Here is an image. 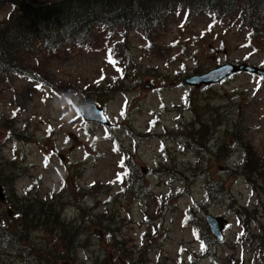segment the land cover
<instances>
[{
    "label": "rangeland",
    "instance_id": "1",
    "mask_svg": "<svg viewBox=\"0 0 264 264\" xmlns=\"http://www.w3.org/2000/svg\"><path fill=\"white\" fill-rule=\"evenodd\" d=\"M10 10L0 8V28ZM185 15H167V29L152 32L153 42L143 32L131 34L126 43L113 36L114 50L120 52L114 56L117 68L107 57L112 39L52 62L51 78L71 81L78 95L86 86L102 85L103 92L92 91L89 98L106 110L110 127L87 125L68 100L84 102L71 89L53 94L13 76L7 88L0 86V183L8 195V202H0V264H126L118 257L123 250L130 256L143 252L151 264H193L191 253L197 264H264V176L249 178L250 172L243 171L247 154L235 140L251 143L264 167V79L242 71L217 84H185L189 77L228 63L261 67L264 48L249 47L256 41L248 31L221 22L211 26L210 15L187 21ZM127 46L133 60L122 58L129 57ZM157 47H168L169 55L158 54ZM123 67L128 77L109 92L107 82ZM197 119L208 123L192 125ZM7 128L16 135L11 137ZM198 135L201 143L186 141ZM223 142L225 161H210V152ZM127 165L134 166L135 187ZM209 180L225 183L216 201L208 199ZM226 193H232L233 201L220 202ZM29 194L32 200L39 197L35 204L57 200L52 210L59 225L53 219L46 223L44 216L24 222L21 206L28 201H21ZM161 197L172 206L157 214ZM45 211L48 207L42 215ZM104 214L101 223L110 224L109 229L96 226ZM207 214L229 223L224 240H216L213 248L215 261L202 258L196 242V235L208 228ZM60 225L74 234L63 241ZM9 236L16 242H7ZM23 250L30 257L24 258ZM68 255L71 260L64 259Z\"/></svg>",
    "mask_w": 264,
    "mask_h": 264
},
{
    "label": "trees",
    "instance_id": "2",
    "mask_svg": "<svg viewBox=\"0 0 264 264\" xmlns=\"http://www.w3.org/2000/svg\"><path fill=\"white\" fill-rule=\"evenodd\" d=\"M3 5L10 6L11 10L1 24L3 27L0 28L1 90L8 87L9 79L13 76L27 79L29 82L39 85L38 88H41V86L43 88L48 87L53 94L61 95L62 91L65 92L71 89L70 91H74L78 95V91L71 88V81L55 82L51 78L49 69L56 58L75 49H98L102 46V42L109 43L108 39H112L113 42L111 47L108 48L107 57L110 63L117 68L120 66L118 65L119 58L114 56L120 52L114 50V47L118 44L114 41L113 36L123 37L126 43L127 37L131 34L143 32L146 34V38L153 42L152 32L159 34L161 31H165L168 26L166 16L176 12L188 13V19L200 14L211 15L215 21H219L224 25L232 26V28H237L240 31H248L252 40L256 41V43L250 44V48L259 51L257 44L264 48V0H0V8ZM129 48L130 46H127L129 57H122L125 61L127 58L133 60ZM167 48L157 47L158 54L162 56L169 55V48ZM136 67L135 65L134 70H136ZM119 71L116 70V77L107 82L106 90L109 92H113L114 89L117 90L118 84L124 82L128 77L124 67ZM203 73H198V75ZM136 77L137 75L135 79ZM9 89H11L10 86L7 90ZM102 90V85L86 86V89L81 91L82 95H78L80 96L78 98L84 102L77 103V101L68 100L77 109L80 104L97 102V100H91L89 94L90 92L101 93ZM197 122L203 126L206 125L207 120L203 122L197 119L192 125ZM7 130L11 132V137L16 135L13 130L8 128ZM235 130H237V126ZM198 137L197 140L186 139V141L201 143L203 139L200 135ZM235 140L237 146L242 145L245 147L247 154L243 163V171L250 172L249 178L255 175L263 177L264 167H260L259 158L255 155L251 143L248 144L249 142H245L244 139ZM224 148V142L219 144L217 152H210L212 157L209 160L217 163L218 161H225L220 154ZM121 165H123V162H121ZM126 168L131 172L132 186L135 187L138 185V178L135 177L137 175L134 166L127 165ZM225 187L224 182L221 185L218 181L209 180L207 184L208 199L211 200V197H213L216 201L215 195L220 196V190L224 191ZM227 197L233 201L232 193L231 195L226 193L223 198H218L220 202H224ZM32 198L33 195L29 194L28 199L21 201L22 203L28 201L27 205L21 206V210L25 212V217L23 218L19 214L24 222L31 216H44L47 218L46 223L53 219L59 225V215L52 210V207H55L54 202L57 200L53 198L50 204H35L33 202H40L39 197L36 195L33 200ZM171 206L170 199L161 197L158 200L157 214H160V211H169ZM45 207H48V211H45V215H42ZM34 209L37 210L34 211ZM106 218L107 214L101 216L96 226L111 228L110 224L101 223ZM155 222L156 219L152 221V223ZM32 223L25 224L30 226ZM242 226L246 228L248 224L243 223ZM62 227L64 241L66 236L74 233L72 228ZM248 232L247 230L246 233ZM239 239L243 240L242 237ZM196 241L202 243L200 256L202 258L212 256L211 260L215 261L216 255H213V248L218 245V242L207 227L196 235ZM67 247L73 249L72 245ZM27 255L30 257V253H25L23 250L22 256L27 258ZM118 257L126 264H151V261L146 258L143 252H137L130 256L127 250H123V252L118 253ZM190 257L193 264H197V257L192 253ZM142 258H144V261ZM202 258H198V260ZM64 259L71 260L72 256H65ZM29 261L34 262L32 259ZM240 263L239 261H233V264ZM95 264H100V262L97 261ZM102 264L109 263L103 262Z\"/></svg>",
    "mask_w": 264,
    "mask_h": 264
},
{
    "label": "water",
    "instance_id": "3",
    "mask_svg": "<svg viewBox=\"0 0 264 264\" xmlns=\"http://www.w3.org/2000/svg\"><path fill=\"white\" fill-rule=\"evenodd\" d=\"M242 71L258 75L262 79H264V66L263 68H260L248 65L246 63L242 65L226 64L223 66H218L217 68L206 74L192 76L185 80V84L191 86L195 85L197 87H200L202 85L204 86L217 84L233 77L235 74H238ZM80 110L83 117L90 122H96L105 126H110L111 124L105 114V110L103 108H99L96 104L88 103L81 105ZM5 199L6 196L4 193V188L0 184V200L5 201ZM205 220L207 225L209 226L211 233L217 238L218 241H223V231L225 229L226 224L228 223V220L220 216L214 217L210 214L206 215Z\"/></svg>",
    "mask_w": 264,
    "mask_h": 264
},
{
    "label": "bare ground",
    "instance_id": "4",
    "mask_svg": "<svg viewBox=\"0 0 264 264\" xmlns=\"http://www.w3.org/2000/svg\"><path fill=\"white\" fill-rule=\"evenodd\" d=\"M228 64H231V63H228ZM232 65H235V64H232ZM206 116H208V115H206ZM209 120V119H208ZM211 122H213V123H215V125L214 126H221V124L220 123H218V122H216V121H214V120H211ZM207 123H208V121H207ZM218 123V124H217ZM216 128V127H215ZM240 208H241V206H240ZM14 239H12V236H9V238L7 239V242H10V243H14V242H16L15 240L13 241Z\"/></svg>",
    "mask_w": 264,
    "mask_h": 264
},
{
    "label": "snow or ice",
    "instance_id": "5",
    "mask_svg": "<svg viewBox=\"0 0 264 264\" xmlns=\"http://www.w3.org/2000/svg\"><path fill=\"white\" fill-rule=\"evenodd\" d=\"M38 87H39V85H38ZM106 118V117H105Z\"/></svg>",
    "mask_w": 264,
    "mask_h": 264
}]
</instances>
